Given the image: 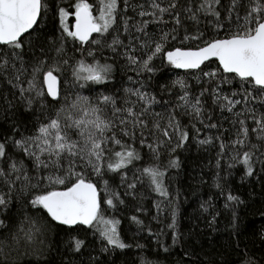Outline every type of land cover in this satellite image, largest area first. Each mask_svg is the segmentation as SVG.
<instances>
[{"label": "snow or ice", "instance_id": "6c2138e0", "mask_svg": "<svg viewBox=\"0 0 264 264\" xmlns=\"http://www.w3.org/2000/svg\"><path fill=\"white\" fill-rule=\"evenodd\" d=\"M70 8L71 11L57 8V43L55 38L49 40L41 27L49 10L48 0H0V75L18 91L26 110L37 103L42 110L51 109V114H46L31 134L21 132L19 139L5 136L0 142V164L3 165L0 166V184L3 185L0 215L10 211L13 200L17 199L14 192L19 184V193L29 197L27 206L39 217L36 220L25 216L29 227L25 231L22 226L19 232L24 233L27 242L43 235L54 223L68 232L69 250L73 253H80L85 247L80 234L87 236L89 232L103 242L101 250L104 252L132 247L122 239L121 220L115 215L126 202L120 193L110 188L106 177L110 173L118 174L121 184H126L124 195L133 197L137 183L147 180L149 188L163 198L154 205L158 215L162 214L161 204L171 203V194L165 185L167 168L179 167V160L171 154L189 140V131L177 118L176 109H183V114L190 117L197 135L200 132L197 123L208 129L222 127L218 122H211L210 113L206 115L202 99L206 91L222 113L226 111L233 117L235 138L225 143L222 136L215 137L220 141L218 157L229 152L228 167L242 164L247 176L253 175L255 162L264 165L260 157L253 160V149H257V145L250 142V132L256 134L257 140L264 141V111L258 112L253 106L254 103L264 105V0H230L228 5L222 0H185L184 4L179 0H142L139 3L133 0H74ZM129 10L134 15H129ZM222 11H226L223 20ZM202 17L210 18V29L207 25L200 27ZM70 18L74 23L69 22ZM150 25L155 26L151 31ZM221 32L226 33L224 38H220ZM174 41L181 45L195 44L176 47ZM36 42L41 45V53L46 52L45 42L52 44L53 55L37 57L33 50L32 56L25 60V45L33 49ZM69 42L73 50L80 53L79 59L67 55ZM105 48L122 57L137 76L155 73L154 61L160 59L174 69L199 70L201 76L207 77L205 83L212 87L192 96L186 81L177 79L171 88H179L177 99L180 103L162 112L154 111L153 106L159 101L143 91L142 81L132 77L129 81L139 83V87L124 88L121 104L115 94L97 92L93 100L78 91L62 88L61 76L65 73L71 79L65 77L63 83H70L73 89L88 88L96 92L92 85H107L113 79L114 65L108 57L102 62L96 55L97 51L103 53ZM209 62L216 64L215 69H211ZM205 68L210 70L205 71ZM26 73L29 78L25 81L22 77ZM225 85L230 87L226 90ZM109 108L111 115H108ZM249 119L254 125L251 128L247 124ZM13 131L20 132V129ZM9 140L12 148L31 161V169L23 159L9 154ZM198 143L211 145L213 138L200 139ZM164 147L169 149V161L162 170L159 161ZM144 148L152 163L139 168V175L134 173L133 181L128 182L124 170H131L130 165L135 167V162L143 159L141 151ZM245 148L248 150L240 151ZM100 184H103V197ZM216 187L225 195L220 183ZM225 201V208L243 202L231 192H227ZM109 209L113 213L111 216L107 215ZM142 210L137 208V211ZM10 219L9 216L0 219V229H7ZM130 219L138 226L143 225L135 215ZM170 220L166 227L171 230L175 245L179 240L175 209ZM234 221L235 218L233 227ZM214 222L215 216L209 226ZM13 239H18V234L13 235ZM160 246L165 252L170 250ZM136 247L143 248L142 245ZM243 264L257 262L249 257Z\"/></svg>", "mask_w": 264, "mask_h": 264}, {"label": "trees", "instance_id": "16d2710c", "mask_svg": "<svg viewBox=\"0 0 264 264\" xmlns=\"http://www.w3.org/2000/svg\"><path fill=\"white\" fill-rule=\"evenodd\" d=\"M73 2L74 0H48L49 10L41 27L49 40L55 38L59 43L58 6L71 10L70 5ZM139 2L142 0H133V3ZM179 2L184 4L185 0H179ZM222 3L228 5L230 0H222ZM128 14L134 15L131 10ZM241 14H243V10H241ZM225 16L226 11H222V20ZM137 19L139 18L137 17ZM201 19L200 27L204 28L207 25L210 29L211 25L208 24L210 18L202 17ZM186 24L191 25V22L186 21ZM153 28L155 26L150 25L149 31ZM225 35L226 33L221 32L220 38H224ZM173 43L176 47H188L195 44L193 42L192 45H181L179 41ZM40 47L39 42L34 44L33 49H29L28 45H25V60L32 56L33 50L37 57L53 55L52 44L45 42L43 45L46 49L45 53L40 52ZM66 49L69 57L80 58V53L73 50L71 42L66 45ZM96 55L102 62L104 57H108L109 62L114 65L113 79L107 85H92L91 87L96 89V92H90L88 88L73 89L70 83H63L65 77L69 81L71 79L70 75L65 73L64 76H61L62 88H67L70 92L78 91L81 95L92 97L93 100H95L97 92L115 94L118 104H121V98L125 95L124 88L139 87V83L133 84L129 81L128 78L132 77L135 81H142L144 83L143 91L155 96L159 101L153 106L154 111L162 112L170 106L180 103L177 99L179 88H171L173 81L185 80L192 96H198L203 89L212 87L205 83L207 77L201 76L199 70L181 72L169 67L166 61L162 63L160 59L154 61L155 73H143L137 76L122 57L113 54L107 48L103 50V53L97 51ZM90 60L91 58H89V62ZM209 63L211 69H215L216 64ZM19 66L17 63V67ZM25 66L28 67L27 64ZM204 70L210 69L205 68ZM28 73H30V68H28ZM28 73L22 77L23 80L26 81L29 78ZM23 86L27 87V83H24ZM224 87L227 90L230 86L225 85ZM231 87L235 88L236 85ZM132 99L134 100L135 97ZM202 99L206 115L210 113L213 117L211 122H218L222 127L208 129L197 123L196 127L200 129L199 135H197L192 129L190 117L183 114V109H176L177 118L189 131V140L184 147L178 148L175 153L171 154L172 158L179 160V167L167 168L165 185L171 194L169 197L171 203L164 201L161 204L164 209L162 214L158 215L154 205L161 202L163 198L149 188L147 180L143 184L137 183L135 197H133L124 195L126 184H121L118 174L110 173L106 177L109 179L110 188L120 193L126 202L115 215L121 220L122 239L132 247L104 252L101 250L103 242L89 232L87 236L80 234V238L85 240V247L80 253H73L69 250L70 236L68 232L62 226L54 223L46 228L43 235H38L31 243L27 242L24 239V233L19 232L22 226L25 231L29 227L25 222V216L29 215L36 220H39V217L34 215V210L30 206H27L26 201L29 197L19 193L20 185L17 184V191L14 192L17 199L13 200L8 213L0 215V219H4L5 216L11 218L8 221L9 227L0 229V264H233V262L243 264V261L249 257L254 259L257 264H264V165L255 162L253 175L247 176L242 164H237L233 168L228 167L229 152H226L223 157H218L220 141L215 137L222 136L225 143L235 138V129L231 124L233 117L226 111L222 113L212 103L209 92H204ZM253 106L258 112L264 111V105L254 103ZM239 107L237 106L238 109ZM107 111L108 115H111V109L109 108ZM46 114H51V109L42 110L39 103L34 104L31 110H26L24 103L19 99L18 91L7 82L5 76L0 75V142L4 140L5 136H14L19 139L21 132L24 135L31 134L35 126L44 120ZM247 124L250 128L254 126L250 119ZM14 128L20 129V132L13 131ZM225 129L228 131L225 132ZM207 137L213 138L211 145L198 143L200 139ZM250 142L257 145V149H253L255 153L253 160L255 161L256 157L264 160V156H261V153L264 152V141L257 140L256 134L250 132ZM8 144L9 154L14 155L16 159H23L31 169V161L11 147V140L8 141ZM136 147L139 145L137 144ZM247 150L248 148H245L240 151ZM147 151L146 148L141 151L143 159L135 162V167L130 165L131 170H124L127 173L128 182L133 181L134 173L139 175V168L152 163L151 158L145 155ZM218 159L219 167H217ZM168 161L169 149L164 147L161 149L159 161L162 170ZM0 166L3 165L0 164ZM217 183L224 187L225 195H221L220 190L216 187ZM99 187L103 197V184H100ZM0 189H3L2 184H0ZM227 192L238 196L243 202L225 208ZM205 207L207 211L204 210ZM137 208L143 210L137 211ZM173 209L176 211L179 233V240L175 245L172 243V232L166 227L171 222ZM107 215H113L110 209ZM133 215L143 221L142 226H138L130 219ZM214 216L215 222L209 226V221H212ZM234 218L235 227H233ZM40 223L43 222L40 221ZM161 232L162 234L157 237L156 234ZM17 234L18 239H13V235ZM137 245H142L143 248H137ZM160 245H164L170 250L165 252ZM237 245H239L238 248Z\"/></svg>", "mask_w": 264, "mask_h": 264}, {"label": "rangeland", "instance_id": "374dc122", "mask_svg": "<svg viewBox=\"0 0 264 264\" xmlns=\"http://www.w3.org/2000/svg\"><path fill=\"white\" fill-rule=\"evenodd\" d=\"M69 11H71V10H69ZM69 22H70V23H74V19L70 18V19H69Z\"/></svg>", "mask_w": 264, "mask_h": 264}, {"label": "water", "instance_id": "95a60500", "mask_svg": "<svg viewBox=\"0 0 264 264\" xmlns=\"http://www.w3.org/2000/svg\"><path fill=\"white\" fill-rule=\"evenodd\" d=\"M179 71H181V72H184L185 70H182V69H178ZM196 71V70H195Z\"/></svg>", "mask_w": 264, "mask_h": 264}]
</instances>
